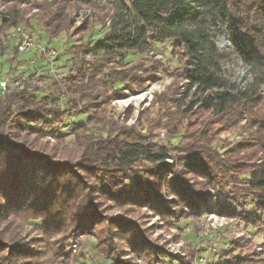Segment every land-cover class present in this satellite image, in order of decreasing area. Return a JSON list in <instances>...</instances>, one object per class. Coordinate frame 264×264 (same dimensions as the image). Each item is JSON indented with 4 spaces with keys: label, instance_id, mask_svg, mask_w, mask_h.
Wrapping results in <instances>:
<instances>
[{
    "label": "trees",
    "instance_id": "trees-1",
    "mask_svg": "<svg viewBox=\"0 0 264 264\" xmlns=\"http://www.w3.org/2000/svg\"><path fill=\"white\" fill-rule=\"evenodd\" d=\"M106 1L112 8L107 31L101 39L92 44L93 40L88 42L87 45H91L87 49L75 52L79 57L80 52L85 55V51L91 50L97 59L95 62H87L77 57L73 63L77 74H71L64 82L71 94L68 97L71 108L76 110L80 102L87 100L81 108V113L85 114L90 104H96L100 98L105 97V94L98 92L101 79L97 76L100 73L97 69L102 66L99 63L104 65L109 62L107 59L123 61L129 52H147L154 44L166 40H171L174 48L182 50L189 66L185 72L189 91L194 88V99L182 110H179L181 103L178 98L175 100L170 97L172 103L175 101L176 111L173 113L190 114L195 107L200 106L205 111L224 115L225 120L237 123L245 118L249 108L261 101L259 86L239 89L223 78L226 56L217 45L216 37L226 30L231 47L245 63L253 67L264 66V0ZM62 10L58 8L53 11L47 7L41 14L39 22L45 28V36L55 37L66 31L69 21L63 17ZM0 17L2 31L19 25L21 12L15 7H7ZM44 37L41 36L42 40ZM42 40L39 42L42 43ZM8 49L13 52L10 62L16 63L20 55L16 46L7 48L0 45V58ZM32 54L31 58L36 52ZM40 57H43L42 54ZM104 74L109 84L115 86L123 83L127 77L122 69ZM135 80L140 82L139 79ZM54 85L60 89L57 81ZM37 89L38 86L26 83L23 89H13L5 96L0 95V264H25L23 259L26 251L22 248L18 233V221L23 219L42 221L48 235L64 229L72 234L86 229L96 234V230L102 229L110 237H101L104 249L114 244V228H119L120 233L117 235L139 253L146 264L155 255V259L159 260L164 249L155 247L147 240L145 229H141L135 222L109 221L103 224L93 206L95 193L101 190L112 195L123 193L126 199L122 204L135 200V196L140 197L136 200L141 206L161 203V184L156 185V182H161L168 147L148 142L134 126L120 127L115 130L116 133L109 131L106 136L82 133L87 127L80 126L75 130L77 137L83 138L81 143L78 142L82 146L80 158L73 163L54 161L51 156L37 153L32 149V143L27 141V136L32 134L49 133L41 124L35 127L31 125L32 121L43 117L44 111L56 118L63 115L60 108L54 105L56 101L52 104L44 97L37 100L34 96ZM167 100L169 98L163 99L161 104ZM251 115V125L257 126V129L256 134L252 133L256 143L250 145L249 163H245V155L235 158L238 164L243 162L248 167L243 172L241 166L232 163L230 168L240 171L239 175L243 173L245 180L236 179L237 184L241 183L237 193H221L229 203L236 205L226 206V210L221 213L230 218L239 216L240 200L249 195L251 201L258 205L249 225L264 229V217L260 214H264V115L263 118L255 112ZM208 135L206 129L189 134L191 141L185 148L189 154L183 159L189 162L187 165L190 167L186 166L187 169H203L216 185L217 180L211 175L216 173V167L222 166L221 155L210 146ZM257 146L260 148L257 149ZM246 147L233 149L231 155L243 153ZM259 152L262 154L258 155ZM146 162L155 166L148 168ZM230 169L223 171L227 175ZM146 174L150 175L149 179L145 177ZM131 177L132 180L127 182ZM248 190L253 193H246ZM188 199L187 195L185 205L196 209L197 203ZM7 232L12 235L10 239ZM262 232L264 234V230ZM106 254L113 260L110 250ZM225 256H221L222 260L218 264H264V258L242 260L234 253L224 260Z\"/></svg>",
    "mask_w": 264,
    "mask_h": 264
},
{
    "label": "rangeland",
    "instance_id": "rangeland-1",
    "mask_svg": "<svg viewBox=\"0 0 264 264\" xmlns=\"http://www.w3.org/2000/svg\"><path fill=\"white\" fill-rule=\"evenodd\" d=\"M0 5L4 7L2 11L7 7L19 9L21 17L18 24L33 31L38 42L45 36V28L39 22L45 8L50 7L53 11L63 9V17H67V22L69 21L65 32L55 37L45 36L41 41V44L57 50V56L52 62L40 57L41 53L37 51L32 58V52L18 55L16 63L10 62L13 56L10 49L0 58L1 77H8L11 81L23 80L24 87L26 83L38 86L34 91L36 99L44 97L52 104L56 101L54 105L63 113L56 118L44 111L42 118L31 122L34 127L41 124L49 131L27 136L33 150L51 156L57 162L77 161L82 152V146L78 142L81 143L83 138L79 139L75 130L80 126L87 129L78 131L93 136H106L109 131L115 132L120 127L134 126L148 142L164 145L169 149L161 182H156V185L161 184L159 194L162 202L141 206L136 200L140 197L135 196V200L122 204L126 199L123 193L112 195L101 190L95 193L93 206L101 223L135 222L141 229H145L147 240L155 247L164 249L159 260L155 259V255L154 258L150 257L148 264H218L223 254H226L223 258L226 260L234 253L242 260L264 258V229L249 225L254 212L258 210L257 202H252L249 195H246L240 200L237 212L239 216L230 218L221 213L228 205L236 206L229 203L221 193H237L241 183L237 184L236 179L245 180L243 173L239 175L240 171L230 169L231 165L234 163L241 166L245 172L248 164H238L239 161H235V158L245 155V163H249L250 145L256 143L252 133H255L257 126L251 125V113H258L262 118L264 115V66L253 67L245 63L231 47L229 33L223 31L216 37L217 45L226 56L223 78L239 89L259 86L261 101L252 108L248 107L245 118L237 123L225 120L224 115L205 111L200 106L195 107L190 114H175V101L172 103L170 97L175 100L178 98L181 103L179 110H182L194 99V88L189 91V81L185 76L189 66L182 50L174 48L171 40H166L154 44L147 52H129L123 61L107 59L109 62L105 63L108 64L99 63L102 66L97 69L100 71L97 76L101 79L98 92L105 94V97L100 98L96 104H90L87 112L82 114L81 108L86 105L87 100L80 102L76 110L71 108L68 99L71 94L64 82L71 74H77L73 66L78 57L75 52L87 49L107 31L112 15L111 4L106 0H0ZM90 41L91 44L87 45ZM72 47L76 49L73 50ZM84 54L80 52L78 60L83 58L84 61L95 62L93 51H85ZM115 69H122L127 73L126 80L116 86L109 84L104 74ZM40 79L44 81V86L39 85ZM55 81L59 83L60 89L54 85ZM173 93L176 95H172ZM142 94L145 97L139 103H126L128 99ZM165 98L169 100L161 104ZM202 129L209 132L210 146L221 155L222 166L216 167V173L211 175L216 178V185L203 169H187L186 166L190 167L187 165L189 162L183 159L189 154L185 151L191 141L189 134ZM237 147L246 148L243 153L231 155ZM260 154L262 153L259 152L258 155ZM149 164L146 162L145 166H155ZM227 168L230 173L226 175L223 169ZM149 176L145 175L148 179ZM131 180L132 177L127 182ZM246 193L253 192L248 190ZM187 195L188 201L197 203L196 209L185 205ZM260 214L264 217V214ZM18 227L21 245L26 251L23 259L25 264H146L141 255L117 235L120 233L119 228H114V244L104 249L101 237H110L102 229L96 230V234L87 229L72 234L64 229L48 235L42 221L37 219L19 220ZM7 237L10 239L12 235L7 232ZM229 247L236 252H232ZM109 250L113 254V260L106 254Z\"/></svg>",
    "mask_w": 264,
    "mask_h": 264
},
{
    "label": "built area",
    "instance_id": "built-area-1",
    "mask_svg": "<svg viewBox=\"0 0 264 264\" xmlns=\"http://www.w3.org/2000/svg\"><path fill=\"white\" fill-rule=\"evenodd\" d=\"M4 7L0 5V14ZM0 45L10 48L16 46L20 54L38 52L50 63L57 56V50L54 47H47L41 44L31 30H27L22 25L12 26L8 29L0 31ZM10 53L13 55L12 50ZM38 82V81H37ZM44 82V81H43ZM39 80V85L45 84ZM24 87L23 80H10L8 77L0 76V95L5 96L13 89H22Z\"/></svg>",
    "mask_w": 264,
    "mask_h": 264
},
{
    "label": "bare ground",
    "instance_id": "bare-ground-1",
    "mask_svg": "<svg viewBox=\"0 0 264 264\" xmlns=\"http://www.w3.org/2000/svg\"><path fill=\"white\" fill-rule=\"evenodd\" d=\"M144 97H145V94H142V95H139V96H136V97L128 99V101L126 103L127 104L128 103H133V102L139 103L140 101H142L144 99Z\"/></svg>",
    "mask_w": 264,
    "mask_h": 264
}]
</instances>
